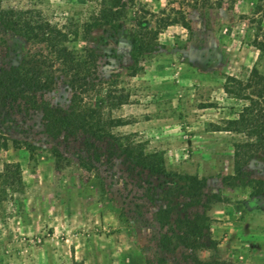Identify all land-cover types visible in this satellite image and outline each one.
<instances>
[{
    "label": "rangeland",
    "instance_id": "rangeland-1",
    "mask_svg": "<svg viewBox=\"0 0 264 264\" xmlns=\"http://www.w3.org/2000/svg\"><path fill=\"white\" fill-rule=\"evenodd\" d=\"M214 1L195 8L192 0H120L123 14L108 22L99 19L102 0H0L1 10L38 13L66 33L68 49L95 56L90 90L74 95L54 64V86L43 101L63 110L90 107L105 122L119 121L109 134L141 144L164 163L162 173L135 166L108 137L92 141L95 162L83 135L51 139L40 111L21 101L0 106V173L17 163L22 183L6 189L0 179V264H193L194 257L264 264V150L234 175L233 146L247 138L227 131V121L248 103L223 90L227 77L246 83L252 68L264 77V52L252 46L264 44V8L255 9L253 0ZM176 10L189 29L178 23L159 29L179 18ZM138 21L159 32L155 50L133 61ZM89 23L95 24L86 31ZM39 53L49 56L43 44L0 21V67ZM259 109L264 113L261 102ZM165 206L174 224L223 210L202 232L204 250L158 247L166 228L156 211Z\"/></svg>",
    "mask_w": 264,
    "mask_h": 264
},
{
    "label": "trees",
    "instance_id": "trees-1",
    "mask_svg": "<svg viewBox=\"0 0 264 264\" xmlns=\"http://www.w3.org/2000/svg\"><path fill=\"white\" fill-rule=\"evenodd\" d=\"M255 9L264 8V0H253ZM195 8H202L211 0H192ZM220 5L222 0L214 1ZM124 5L120 0H102L99 19H118L123 14ZM177 19H167L162 22L159 29L172 24H180L184 29H189L188 21L179 10ZM98 19V18H97ZM94 18V20H97ZM0 21L9 30L19 33L27 41L43 44L49 56L39 53L33 58L22 59L16 65L0 67V106L13 109L16 104L22 105L33 111L41 112L43 132L51 139L73 138L78 134L83 135V145L87 150L95 151L94 141H101L104 137L113 139L121 147L123 154L130 162L145 170L162 173L164 171L163 159L156 153H145L141 144L130 143L127 137H114L107 132V127L118 125L119 121L102 120L99 111L93 108L82 109L77 105L63 110L58 106L50 105L42 100L45 93L51 91L54 86V72L60 65V71L68 79V87L74 95L91 89L92 76L95 72L94 54L92 50L86 49L78 53L68 49L64 43L67 39L66 33L58 27L50 25L47 21L39 19L38 13L30 10H1ZM95 23L86 25V31L91 30ZM135 39L132 41L131 58L136 61L138 55L150 54L155 50L157 34L159 30H150L143 27L141 22L136 24ZM259 53L264 52V44L253 43ZM229 84V85H228ZM231 84V85H230ZM238 89L233 90L231 86ZM226 94L247 101L237 118L227 121V131L242 133L247 141L233 146V173L240 176L242 167L259 150H264V113L260 108V102L264 104V77L252 68L246 83H242L232 77L226 78L223 86ZM248 90V91H247ZM125 99H119L117 105L124 103ZM121 139L124 141L121 142ZM5 148V144L3 145ZM30 147V145H28ZM55 167H61L60 154L55 151ZM93 160L99 161V155L94 152ZM233 177V176H232ZM6 189L21 187L20 169L17 163H6L0 173ZM186 181H194L195 177L185 175ZM194 196H197L199 188L192 187ZM196 204V203H194ZM171 208L160 207L156 211V220L165 232L158 239V247L163 251H173L178 247H184L190 252L201 251L206 248L202 241V232L209 226V218L204 213H196L192 219H176V224L170 222ZM193 264H227L223 261L200 262L196 257L192 259Z\"/></svg>",
    "mask_w": 264,
    "mask_h": 264
},
{
    "label": "crops",
    "instance_id": "crops-1",
    "mask_svg": "<svg viewBox=\"0 0 264 264\" xmlns=\"http://www.w3.org/2000/svg\"><path fill=\"white\" fill-rule=\"evenodd\" d=\"M223 210L221 208H213V209H208L205 211V215L209 219H218V215L221 214Z\"/></svg>",
    "mask_w": 264,
    "mask_h": 264
}]
</instances>
